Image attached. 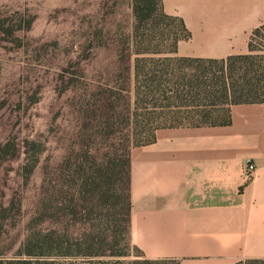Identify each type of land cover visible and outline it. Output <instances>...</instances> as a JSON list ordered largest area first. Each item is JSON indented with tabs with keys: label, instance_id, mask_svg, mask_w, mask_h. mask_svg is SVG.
Returning a JSON list of instances; mask_svg holds the SVG:
<instances>
[{
	"label": "rangeland",
	"instance_id": "obj_1",
	"mask_svg": "<svg viewBox=\"0 0 264 264\" xmlns=\"http://www.w3.org/2000/svg\"><path fill=\"white\" fill-rule=\"evenodd\" d=\"M133 2L0 0V15L13 32L0 33V144L16 137L19 147L15 156L0 154V254L14 256L28 233L42 225L78 234L90 228L80 218L93 214L91 222L97 213L89 208L80 214L52 192L53 186L64 187L71 198L80 162L89 166L92 189L101 193L97 203L116 205L114 215L126 217L121 192L117 203L113 160L132 127L122 112L133 95L124 87ZM253 38L256 46L262 41ZM27 141L41 149L30 178L23 169ZM43 188L53 193L47 202L54 208L40 218L36 202ZM136 254L131 249L119 264ZM54 256L55 264H89L72 255Z\"/></svg>",
	"mask_w": 264,
	"mask_h": 264
},
{
	"label": "crops",
	"instance_id": "obj_2",
	"mask_svg": "<svg viewBox=\"0 0 264 264\" xmlns=\"http://www.w3.org/2000/svg\"><path fill=\"white\" fill-rule=\"evenodd\" d=\"M191 32L179 56L248 52L264 0H162ZM231 122L166 127L131 149L130 240L147 259L181 264L264 260V102L233 104ZM256 170L243 174L246 160Z\"/></svg>",
	"mask_w": 264,
	"mask_h": 264
},
{
	"label": "trees",
	"instance_id": "obj_3",
	"mask_svg": "<svg viewBox=\"0 0 264 264\" xmlns=\"http://www.w3.org/2000/svg\"><path fill=\"white\" fill-rule=\"evenodd\" d=\"M133 10L135 21L127 36L128 59L124 68L129 78L124 87L133 95L126 112L121 111L132 127L128 143L113 160L117 203L122 197L121 204L124 202L127 207L126 217L121 219L114 215L116 205L97 203L101 193L92 189L94 177L85 161L80 162L75 171L78 179L71 187L74 192L70 194L71 198L64 187L53 186L52 192L57 197L61 194L60 198L71 202L70 206L73 205L80 214L88 212L89 208L97 213L91 222L88 216L93 214L80 218L84 227L90 228L78 234L68 227L63 231H47L43 225L36 227L28 233L14 256L0 254V264H55L54 255L60 254L80 257L89 264H119L120 258L130 255L131 249L137 254L127 264H181L178 259H147L131 244V149L153 143L160 128L226 125L231 122L233 104L264 102V24L253 31L246 53L220 59L179 56V42L191 38L184 19L167 14L162 0H134ZM6 22L0 15V33L13 34L10 27H5ZM256 35L262 38L258 46L253 42ZM132 55L136 56L133 67ZM18 151L16 137L0 144V154L6 157L15 156ZM25 153L23 169L30 178L39 165L41 149L36 142L27 141ZM111 170L108 168L105 174H110ZM99 187L102 188L101 184ZM53 193H49L48 188L41 191L36 202V213L40 218L54 208L47 202L48 199L51 202L49 196ZM79 200L86 204L80 205ZM56 205L58 207V203ZM239 264H264V260H247Z\"/></svg>",
	"mask_w": 264,
	"mask_h": 264
},
{
	"label": "built area",
	"instance_id": "obj_4",
	"mask_svg": "<svg viewBox=\"0 0 264 264\" xmlns=\"http://www.w3.org/2000/svg\"><path fill=\"white\" fill-rule=\"evenodd\" d=\"M255 170H256L255 163L251 159L246 160L243 166V174L245 178L247 179L253 178Z\"/></svg>",
	"mask_w": 264,
	"mask_h": 264
}]
</instances>
